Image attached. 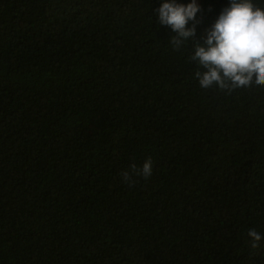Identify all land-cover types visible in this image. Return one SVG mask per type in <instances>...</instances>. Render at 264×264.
Returning a JSON list of instances; mask_svg holds the SVG:
<instances>
[{
  "label": "trees",
  "instance_id": "1",
  "mask_svg": "<svg viewBox=\"0 0 264 264\" xmlns=\"http://www.w3.org/2000/svg\"><path fill=\"white\" fill-rule=\"evenodd\" d=\"M161 4L0 0V264H264V86L195 76L229 0L179 50Z\"/></svg>",
  "mask_w": 264,
  "mask_h": 264
},
{
  "label": "clouds",
  "instance_id": "2",
  "mask_svg": "<svg viewBox=\"0 0 264 264\" xmlns=\"http://www.w3.org/2000/svg\"><path fill=\"white\" fill-rule=\"evenodd\" d=\"M201 8L197 0L184 5L177 0H162L156 9L157 24L168 26L176 33L170 43L179 50L196 37L197 13ZM193 22L191 28L187 27ZM203 43L194 42L190 59L203 71L195 73L202 89L218 87L229 94L237 89L264 86V9L253 0H229V5L201 37ZM152 159L147 158L142 168L132 166L124 171L125 183L132 182V174L148 179L152 175ZM251 247L259 246L261 235L254 229L248 232Z\"/></svg>",
  "mask_w": 264,
  "mask_h": 264
}]
</instances>
